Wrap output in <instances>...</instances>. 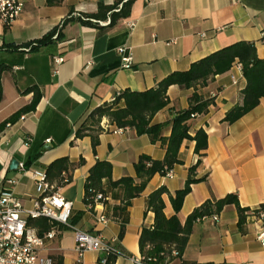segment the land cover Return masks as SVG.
Instances as JSON below:
<instances>
[{
	"label": "crops",
	"instance_id": "1",
	"mask_svg": "<svg viewBox=\"0 0 264 264\" xmlns=\"http://www.w3.org/2000/svg\"><path fill=\"white\" fill-rule=\"evenodd\" d=\"M98 1L111 4L116 0H62L54 5L46 0H25L21 13L6 29L0 22V63L6 65L0 73V189L11 190L23 208H32L38 195L32 172L45 171L54 159L67 157L74 163L72 179L57 188L72 201L74 225L127 252L118 255L114 264H136L141 258L139 232L142 226L153 224L147 196L161 185L170 194L183 187L188 168L198 159L195 141H182L180 162L173 165L170 176L156 172L140 195L131 199L125 232L118 240L119 221L105 215L106 206L96 202L90 211L83 202L90 167L98 159L107 160L113 179L127 175L139 182L134 169L137 158L145 154L162 159L166 145L152 142L133 128H116L106 117L100 121L103 130L94 150L89 135L76 137L75 132L94 107L116 92L150 88L168 73L186 70L193 61L233 42L253 41L257 55L264 57L260 40L264 0H133L129 15L103 31L78 19L95 12ZM53 28L59 32L57 39L33 50L21 49ZM121 46L131 55L128 67L122 65L117 50ZM57 55L63 60L55 65L52 58ZM244 85L241 67L235 63L196 88L198 94L213 99L205 113L188 120L191 135L199 128L207 134V147L194 171L196 178L203 179L191 184L178 211L169 194H162L165 215L176 213L181 223L206 199L227 193H235L240 207L246 209L242 225L234 204L225 205L216 220H196L182 255L190 264H264V246L257 239L264 218L250 211L264 203V97L235 121L223 120L225 112L241 101ZM31 86L40 93L35 107L8 120L30 102ZM193 90L169 85L167 104L151 122H165L187 108ZM170 131L167 124L163 135ZM12 159L17 160L16 167H10ZM114 192L121 194L122 190ZM108 202L117 204L119 199L108 195ZM100 215L107 220L99 221ZM58 225L53 227L55 236L46 239L48 253L52 258L62 256V264H75L73 229H59ZM100 255L87 250L80 264H100Z\"/></svg>",
	"mask_w": 264,
	"mask_h": 264
},
{
	"label": "trees",
	"instance_id": "2",
	"mask_svg": "<svg viewBox=\"0 0 264 264\" xmlns=\"http://www.w3.org/2000/svg\"><path fill=\"white\" fill-rule=\"evenodd\" d=\"M62 0H46L49 5L59 4ZM133 0H116L111 4L98 1L95 12L83 14L78 19L85 24L95 25L100 31L107 30L114 26L121 18L127 17L130 13ZM108 20L104 25L99 21ZM8 25H4L6 29ZM59 32L56 28L51 29L34 43H28L24 48L33 50L36 45L45 43L51 39H57ZM264 42V34L260 38ZM239 64L242 75L245 78V85L241 89V101L229 108L223 117L229 123L235 121L245 112L259 103L264 97V57L260 58L256 53V46L253 41L239 40L223 46L195 61L186 70H175L156 82L150 88L144 90H131L124 88L116 92L109 101L94 107L87 115L85 121L77 128L76 137L89 135L92 149L94 150L98 133L103 130L100 121L106 117L110 124L116 128H133L138 134H147L152 142L159 141L165 144V153L162 159H153L148 155L141 154L134 163V169L139 182L132 176H121L113 179L111 176V163L107 160H96L90 167L84 181L83 202L90 211H93L95 197L98 194L103 196L111 195L119 199L117 204L110 205L108 199H102L106 206L105 215L119 221L117 239L121 240L125 232V226L129 219L128 206L131 199L140 195L148 179L156 172L164 175L175 163H179L178 150L184 139L195 141L194 151L198 154L196 163L188 168V175L182 188L170 194L164 185H161L149 193L146 199V208L153 211V224L142 226L139 232L138 245L143 264H190L191 261L183 259L182 255L187 245L188 237L193 223L205 215L218 213L225 205L234 204L239 212V225L245 220V208L240 207L237 195L227 193L218 199H206L195 207L181 223L176 213L166 216L163 208V193H168L171 204L175 211L182 205L185 195L190 191L191 184L203 177L194 176L195 167L200 162L207 147V134L204 129L199 128L193 135L189 133L188 120L193 116L205 113L208 106L213 102L212 97H204L196 92L198 86L205 85L215 75L222 74L230 69L233 64ZM6 67L0 63V73ZM177 84L183 88L192 87L194 90L189 95V106L178 110L169 120L161 123H152L153 115L167 104V88L169 85ZM33 96L29 103L20 107L8 120H11L21 113L32 110L37 103L40 93L35 87H30ZM2 96L0 82V99ZM193 114V116H192ZM6 122V121H5ZM170 124L171 131L168 136L163 135V128ZM74 163L67 157H59L50 162L45 169L47 179L60 186L72 179ZM121 189V194H116L114 189ZM258 208L264 210V203ZM258 208L251 211L258 214ZM28 223L35 226L42 234L55 222L45 217H31ZM74 225V220L69 219ZM59 229H66L67 225H58ZM117 249L106 255L103 264H114L120 254H127L119 245L113 244ZM54 264H62V256H54ZM140 264V263H136Z\"/></svg>",
	"mask_w": 264,
	"mask_h": 264
},
{
	"label": "built area",
	"instance_id": "3",
	"mask_svg": "<svg viewBox=\"0 0 264 264\" xmlns=\"http://www.w3.org/2000/svg\"><path fill=\"white\" fill-rule=\"evenodd\" d=\"M25 0H0V22L10 25L21 13ZM108 22V20H107ZM106 21H99L106 24ZM264 34V28L261 35ZM28 51V48H24ZM121 54L122 65H131V55L126 47L117 48ZM55 65L63 60V56L57 55L52 58ZM193 116V114H192ZM23 168V164L19 163ZM172 170L168 169L164 176H170ZM37 191V197L32 208H23L20 200L8 189H0V264H54V259L48 253L46 239L55 236V229L51 227L40 234L35 226L28 223L31 217H45L56 224L67 225L74 232V249L77 253L75 264H80L83 252L87 250L98 251L101 255L98 259L100 264L106 260V255L116 251L115 246L104 241L99 235L81 230L69 223L71 216L72 201L66 199L54 183H51L45 171L32 172ZM108 196L98 194L95 203ZM258 208V207H257ZM254 209V208H253ZM252 210V209H251ZM258 218H264V210L258 208ZM217 219V213L205 215L199 219ZM99 221L105 222L106 216L100 215ZM257 239L264 246V227L257 233ZM137 263L143 264L141 258Z\"/></svg>",
	"mask_w": 264,
	"mask_h": 264
},
{
	"label": "water",
	"instance_id": "4",
	"mask_svg": "<svg viewBox=\"0 0 264 264\" xmlns=\"http://www.w3.org/2000/svg\"><path fill=\"white\" fill-rule=\"evenodd\" d=\"M18 165V162L16 159H12L10 162V167H16Z\"/></svg>",
	"mask_w": 264,
	"mask_h": 264
}]
</instances>
